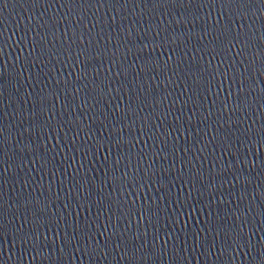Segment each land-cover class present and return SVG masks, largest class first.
Instances as JSON below:
<instances>
[{
    "label": "water",
    "instance_id": "95a60500",
    "mask_svg": "<svg viewBox=\"0 0 264 264\" xmlns=\"http://www.w3.org/2000/svg\"><path fill=\"white\" fill-rule=\"evenodd\" d=\"M0 264H264V0H0Z\"/></svg>",
    "mask_w": 264,
    "mask_h": 264
}]
</instances>
